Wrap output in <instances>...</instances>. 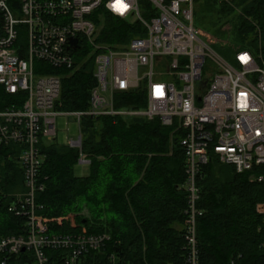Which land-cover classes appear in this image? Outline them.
<instances>
[{
	"label": "built area",
	"instance_id": "2783aa9c",
	"mask_svg": "<svg viewBox=\"0 0 264 264\" xmlns=\"http://www.w3.org/2000/svg\"><path fill=\"white\" fill-rule=\"evenodd\" d=\"M199 2L0 0V84L15 95L14 105L0 110V144L20 146L18 162L26 188L15 193L8 206L25 218L26 232L0 237V264H132L118 252H108L110 234L60 231L65 222L75 226L76 215L46 216L36 201L37 192L45 188L40 181L46 158L42 144L56 138L60 114L75 116L78 122L79 136L69 145L78 149L79 162L84 164H90L82 146L85 115L159 117L164 125L183 131L187 207L186 254L181 264H201L197 218L203 211L197 206V176L202 165L212 157L238 172L264 164V49L263 32L257 26V50L235 48L228 58L215 51L198 34L194 9ZM101 7L124 20L140 22L143 35L116 48L100 42L102 25L94 13ZM90 57L95 86L89 108L61 111L64 72L54 70L76 69ZM37 62L41 67H36ZM207 62L215 66L212 77L206 75ZM163 65L167 71L156 69ZM138 89L146 95L144 109L115 108L117 93ZM256 211L264 217V201L256 204ZM23 253L26 258L19 259ZM240 259L241 255L229 264H241Z\"/></svg>",
	"mask_w": 264,
	"mask_h": 264
},
{
	"label": "trees",
	"instance_id": "16d2710c",
	"mask_svg": "<svg viewBox=\"0 0 264 264\" xmlns=\"http://www.w3.org/2000/svg\"><path fill=\"white\" fill-rule=\"evenodd\" d=\"M199 1L210 15L217 16L214 28L219 39L227 31L223 27L229 25L234 48L254 51L259 26L264 42V0ZM94 16L102 25L98 40L114 48L143 35L140 22L124 20L104 7ZM94 70L92 57L76 69L54 70L64 72L61 111L89 108ZM14 99L0 84V110L13 106ZM114 105L117 109H144L147 99L140 89L132 90L117 93ZM81 132L83 151L90 159L88 175L75 173L77 148L53 141L42 144L46 158L40 181L45 188L36 197L42 213L49 217L76 213L75 226L65 222L60 231L106 232L111 236L108 252H118L132 264L183 263L187 207L186 156L180 142L183 131L164 125L159 117L85 115ZM20 151L19 145L0 144V237L26 232L25 218L8 210L13 195L26 190L18 162ZM197 184V206L203 211L197 218L200 263L229 264L241 255V264H262L264 217L256 211V204L264 201V164L238 172L235 166L212 157L202 165ZM84 209L88 215L83 214ZM52 227L59 228L56 223ZM25 258L23 253L19 259Z\"/></svg>",
	"mask_w": 264,
	"mask_h": 264
},
{
	"label": "rangeland",
	"instance_id": "374dc122",
	"mask_svg": "<svg viewBox=\"0 0 264 264\" xmlns=\"http://www.w3.org/2000/svg\"><path fill=\"white\" fill-rule=\"evenodd\" d=\"M205 8L207 7L204 5V2L200 1L196 4L194 9V21L196 26L198 27L199 36L204 39L215 51L223 54L224 57L233 55L235 48L234 45L230 42L232 36L229 31H231V27L229 25H225L223 28L227 31L225 32L224 37L220 39L216 37L217 35L215 34L214 21L217 16L215 14L210 15L209 11H207V9ZM22 39L23 41L26 40L25 34H23ZM36 67H41V63H36ZM141 69L142 73L143 68ZM156 69L167 71L166 65L158 66L156 67ZM205 72L209 77L214 76V73L216 72L215 66L211 62H207L205 66ZM164 77L166 80L170 79L169 75ZM56 126L57 135L53 142H58L63 145H69V141L71 138L76 139L79 136V125L75 116L60 114L57 117ZM90 169V164L78 162L75 165V173L80 176L88 175L90 173ZM74 214L76 215V213ZM83 214L88 215V210L84 209Z\"/></svg>",
	"mask_w": 264,
	"mask_h": 264
},
{
	"label": "water",
	"instance_id": "95a60500",
	"mask_svg": "<svg viewBox=\"0 0 264 264\" xmlns=\"http://www.w3.org/2000/svg\"><path fill=\"white\" fill-rule=\"evenodd\" d=\"M72 42H73L74 46L76 47V46H77V40H76V38H73V39H72ZM22 250L24 251L25 248H23Z\"/></svg>",
	"mask_w": 264,
	"mask_h": 264
}]
</instances>
